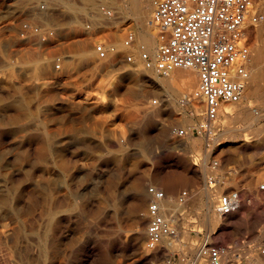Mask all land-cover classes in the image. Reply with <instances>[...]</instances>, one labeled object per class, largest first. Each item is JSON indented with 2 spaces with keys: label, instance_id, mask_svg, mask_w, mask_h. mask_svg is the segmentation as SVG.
I'll use <instances>...</instances> for the list:
<instances>
[{
  "label": "rangeland",
  "instance_id": "obj_1",
  "mask_svg": "<svg viewBox=\"0 0 264 264\" xmlns=\"http://www.w3.org/2000/svg\"><path fill=\"white\" fill-rule=\"evenodd\" d=\"M42 4L47 5V11L41 9ZM76 12L74 8H61V0H0V181L23 194L26 227L38 226L37 217L48 198L61 200L64 209L61 223L50 233L53 246L48 257L31 255L29 245L10 256L1 240L0 264H165L169 259L173 264H190L205 240L246 251L250 263L255 258L261 259L257 248L264 245V190L260 187L264 185V95L251 93L252 77L244 102L230 106L236 109L250 104L257 111L256 116L252 114L255 120L250 122L237 114L226 118L223 110L211 151L207 152V140L192 135L191 131L185 137L172 135L174 128L197 126L201 117L189 116L193 112L190 105L197 103L179 111L180 95L168 89L174 102L158 107L160 102L153 104V100L167 99L163 87H158L154 96L135 100L129 94L131 84H145L148 76L167 78L142 66H129L121 56L98 61L92 44L81 38ZM42 23L62 26L60 34L70 43L63 48L46 49L38 47L35 36L22 37L24 24ZM248 43L252 65L264 78V58L256 61L259 50L264 52V25L248 29ZM64 49L74 56H68L62 70L56 71L53 55ZM80 50L90 54L87 59L79 58ZM196 74L197 71L192 87H180L185 95L197 88ZM184 119L188 120V126L183 125ZM213 159L220 162L225 189L241 194V209L236 212L239 216L228 228L211 229L203 223L207 200L204 194L209 192L206 176ZM59 181H63V190L58 187ZM150 186L163 190L175 204L181 192H189L185 204L177 203L178 207L173 204L166 211L174 220L177 235L154 251L146 249ZM29 196H34L35 201H30ZM10 257H14L12 261Z\"/></svg>",
  "mask_w": 264,
  "mask_h": 264
},
{
  "label": "built area",
  "instance_id": "obj_2",
  "mask_svg": "<svg viewBox=\"0 0 264 264\" xmlns=\"http://www.w3.org/2000/svg\"><path fill=\"white\" fill-rule=\"evenodd\" d=\"M61 8H74L76 14L79 12L82 29V37H79L92 44L93 53L100 62L111 56H121L129 66H142L164 78L177 69H195L198 85L187 103L195 102L203 107L201 120L191 129L174 128L172 135L185 137L191 131L192 135L207 140V152L211 151L216 124L225 106L238 105L245 100L253 58L248 29L264 25V0H153L149 27L157 33L155 56L147 52L139 40L137 27L114 0H94L91 4L82 0H61ZM41 9L47 11V5L42 4ZM22 29V37L35 36L38 47L63 48L70 43L60 34L62 26L58 24H24ZM67 51L60 50L53 55L56 56V71L62 70L68 56H74ZM157 102L154 100L153 104ZM206 189L212 195L216 215L228 217L240 210L241 194L225 189L220 162L216 159L209 164ZM261 189L264 190V185ZM147 192L150 200L146 249L154 251L174 238L177 229L174 220L161 208L166 193L153 186L148 187ZM188 199L189 192L183 191L177 203L183 205ZM257 252L264 257V245ZM249 261L250 255L242 249L205 240L198 246L190 264H248ZM165 264H173V260Z\"/></svg>",
  "mask_w": 264,
  "mask_h": 264
},
{
  "label": "bare ground",
  "instance_id": "obj_3",
  "mask_svg": "<svg viewBox=\"0 0 264 264\" xmlns=\"http://www.w3.org/2000/svg\"><path fill=\"white\" fill-rule=\"evenodd\" d=\"M84 1H92V0H84ZM48 2V1H47ZM85 3V2H84ZM114 3L118 6H121L125 12L127 13L126 15L130 18H132L134 20V22L136 23L137 29H138V36H139V40L145 45L147 52L151 55V56H155L156 51L158 49V41H157V37H156V32H152L150 30L149 27V21L151 19L152 16V12H153V0H114ZM91 4V3H90ZM118 6V7H119ZM120 7V8H121ZM42 12V11H41ZM49 15V14H48ZM51 15V14H50ZM149 18V19H148ZM46 19V18H45ZM147 24L145 23L146 20ZM263 28V27H262ZM261 28V29H262ZM259 36V35H258ZM256 38V37H255ZM259 42V39H257ZM37 46V45H36ZM2 49V48H1ZM258 49V48H257ZM260 49V48H259ZM1 51V50H0ZM90 54L87 53V51L85 50H80L78 56L81 60H85L87 59V57ZM93 55V53H92ZM255 55V54H254ZM264 58V52L262 50H259L257 56H256V61H261ZM258 62V63H259ZM256 63V62H255ZM254 63V64H255ZM253 66V65H252ZM257 66V65H256ZM258 67V66H257ZM37 69H38V64H37ZM253 72V76H252V92L254 95H264V78L260 77L259 74L256 73L257 68H255L253 66V70H251ZM194 72H196L195 69H177L175 71H173L169 77H167V79H158L155 77H150L148 76L145 81V84H140L139 83H135V84H131V87L129 89V94L135 99V100H141L143 98H147L153 94H157L158 93V87H163L165 88V98H167L166 100H160L158 102H160L158 104L157 102V106L158 107H163L164 105H166L165 103H168L167 105L171 104L172 102H174V98L171 94H169L168 89H171L174 91L175 94L180 95V101H179V108L178 110L182 111L184 109H186L185 107L190 105L191 103H187V99L189 97V95H185V93H183L180 89L183 86H190L192 87V84L194 83ZM198 75V74H196ZM198 77V76H197ZM140 81V80H139ZM196 81V80H195ZM195 84V83H194ZM181 87V88H180ZM189 88V87H188ZM195 88V87H194ZM250 88V87H249ZM183 89V88H182ZM187 88H185L186 91ZM191 89V88H190ZM126 90V89H125ZM163 91V90H162ZM160 92V91H159ZM172 93V92H170ZM87 94V93H84ZM187 94V93H186ZM161 95V94H160ZM154 96V95H153ZM250 96V95H248ZM259 96V95H258ZM131 97V100L133 101ZM164 98V96H162ZM247 97V96H246ZM251 97V96H250ZM101 99V98H100ZM176 99V98H175ZM178 99V98H177ZM176 99V100H177ZM141 102V101H140ZM176 102V101H175ZM154 103V100H153ZM140 104V103H139ZM246 105V104H245ZM177 106V105H176ZM193 109V112L189 115L191 117V119H194L195 117H200L202 112H203V108L202 106L199 105H195V104H191L190 105ZM232 106V105H231ZM230 105L225 106L224 108V116L226 118L231 117L232 114H237V116H240L242 119L244 120H249L250 122H253L255 120V118L252 116V114L256 116V113H254L252 107H250L251 105L249 104V106H243L240 108H232ZM235 107V106H234ZM163 112H165V110L163 109ZM162 112V113H163ZM168 112V111H167ZM178 113V112H177ZM262 116V115H261ZM164 118V117H163ZM183 122V125H187L188 126V120L184 119L181 120ZM179 123V121H178ZM135 126V125H134ZM159 126V125H158ZM161 128V126H160ZM188 129V128H187ZM144 130V129H143ZM237 131V130H236ZM241 131V130H240ZM244 136V135H243ZM47 138V137H46ZM51 139V138H50ZM245 140V139H244ZM41 143V142H40ZM42 144V143H41ZM46 144V143H45ZM52 144V143H51ZM47 145V144H46ZM50 145V144H49ZM55 145V144H54ZM40 146H38L39 148ZM41 150V148H40ZM44 150V149H43ZM42 150V151H43ZM45 151V150H44ZM44 153V152H42ZM41 153V154H42ZM29 156V155H28ZM52 156V155H51ZM59 156V155H58ZM23 157V156H22ZM32 157V156H31ZM34 157V155H33ZM36 157V156H35ZM38 157V156H37ZM43 158V156L41 157ZM54 158V157H53ZM57 158V157H56ZM8 159V158H7ZM34 160V159H33ZM35 160H37L35 158ZM2 162V161H1ZM47 162V161H46ZM55 162V161H54ZM50 163V162H49ZM48 163V164H49ZM31 164V163H30ZM29 164V165H30ZM206 164V163H205ZM33 165V164H32ZM55 165V163H54ZM204 166V165H203ZM17 167V166H16ZM27 168V167H26ZM204 168V167H203ZM207 168V167H206ZM205 168V169H206ZM22 169V168H21ZM31 169V168H30ZM47 170V169H46ZM53 170V169H52ZM56 170V169H55ZM19 171V170H18ZM36 171V170H35ZM39 171V170H38ZM60 171V170H59ZM62 172V171H61ZM18 173V172H17ZM16 173V174H17ZM47 173V172H46ZM15 174V173H14ZM23 174V173H22ZM40 174H43L42 171ZM48 174V173H47ZM63 174V173H62ZM206 174V173H205ZM36 175V173H35ZM51 175V174H49ZM41 176V175H40ZM45 176V174H44ZM55 176V175H54ZM16 177V176H15ZM39 176H37L36 179H38ZM53 177V176H52ZM67 177V176H66ZM204 177V175H203ZM11 178V177H10ZM49 178V177H48ZM57 179V177H55ZM24 179V178H23ZM53 179V178H52ZM13 180V179H12ZM25 180V179H24ZM22 180V181H24ZM28 180V179H27ZM65 180V179H64ZM37 181V180H36ZM43 181V180H41ZM56 181V180H54ZM58 181V180H57ZM204 181V180H203ZM3 181H0V241L6 246L7 248V252L9 253L10 256L15 255V253L18 251L20 252L22 250L23 247H27L32 246V250H31V255H36V256H47L48 257V253L49 250L52 248L51 246V241L50 242V233L54 230V228L56 227V225H58V223L60 222L61 219V215H62V201L61 200H55V198L51 197L50 199H46V206L43 203L42 205L44 206V209L42 211V213H40V217H37V220L39 219V223L37 227H33V228H29L30 225L28 227H26V219H28V217L25 219L23 216V206H22V197L23 194L21 193V191H19L18 188H8L6 185L2 184ZM5 183V181H4ZM7 183V181H6ZM21 183V181H20ZM60 183V181H59ZM63 183V181H62ZM60 183L59 184V189L63 190V184ZM44 184V183H43ZM50 184V183H49ZM28 185V184H27ZM35 185V184H34ZM33 185V187H34ZM41 185V184H40ZM48 185V184H47ZM66 185V184H65ZM46 186V185H45ZM44 186V188H45ZM52 186V185H51ZM24 187V186H23ZM27 187V186H26ZM32 187V186H31ZM48 187V186H47ZM53 187V186H52ZM67 187V185H66ZM65 187V188H66ZM261 187V186H260ZM21 188V187H20ZM29 188V187H28ZM43 188V189H44ZM71 188V187H70ZM198 188V187H197ZM32 189V188H31ZM30 189V191H31ZM46 189V188H45ZM204 189V188H203ZM24 190V189H23ZM68 190V188H67ZM202 190V189H201ZM25 191V190H24ZM51 191V190H50ZM71 191V190H70ZM192 191V190H191ZM54 192V191H53ZM64 192V191H63ZM62 192V193H63ZM204 192V191H203ZM202 192V193H203ZM36 193V191H35ZM39 193V192H38ZM52 193V191H51ZM192 193V192H191ZM199 193V192H198ZM210 192H205V196L207 198L206 202L204 203V215H203V223L204 225L208 226L211 229H215L214 227L218 226L220 228H228L230 226V222L234 219H237V216H239L238 214H232L230 217L228 218H224V217H220L218 215H216L215 213V209H214V202L209 194ZM27 194V193H26ZM25 194V195H26ZM34 194V192H33ZM40 194V193H39ZM39 194L37 196H39ZM43 194V192H42ZM41 194V195H42ZM50 194V192H49ZM137 194V193H136ZM193 194V193H192ZM32 195V194H31ZM45 195V194H44ZM57 195V193H56ZM203 195V194H202ZM46 196V195H45ZM52 196V195H51ZM61 196V195H60ZM65 196V195H64ZM193 196V195H192ZM25 197V196H24ZM200 197V196H199ZM27 198V197H26ZM65 198V197H64ZM38 199V197L36 198ZM40 199V198H39ZM24 200V199H23ZM26 200V199H25ZM29 200L30 201H35L34 200V196L31 197L29 196ZM66 200V199H65ZM194 200V197L193 199ZM202 200V199H201ZM68 201V200H67ZM198 201L199 198H198ZM44 202V200H43ZM191 202V201H189ZM33 203V202H32ZM39 203V202H37ZM42 203V202H41ZM65 203V202H64ZM34 204V203H33ZM72 204V203H70ZM175 204L174 203V199L172 197H167L164 200V202L161 205L162 211L165 212L169 210L171 207H173L172 205ZM190 204V203H189ZM27 205V204H26ZM25 205V206H26ZM36 205V204H35ZM34 205V206H35ZM65 205V204H64ZM75 205V204H74ZM177 205V203L175 204V206ZM193 205V203H192ZM201 205V203H200ZM242 205V204H241ZM42 206V207H43ZM30 208V206H28ZM41 207V206H40ZM72 207V206H71ZM178 207V205L176 206ZM175 207V208H176ZM182 207V206H181ZM203 207V206H202ZM25 208V207H24ZM27 208V207H26ZM28 208V209H29ZM185 208V207H184ZM40 209V208H39ZM69 209V208H68ZM67 209V210H68ZM73 209V208H72ZM198 209V208H197ZM203 209V208H202ZM241 209V208H240ZM26 210V209H25ZM33 210V209H32ZM41 210V209H40ZM66 210V211H67ZM245 210V209H244ZM28 211V210H27ZM240 211V210H239ZM65 212V211H63ZM175 212V211H174ZM39 213V212H38ZM66 213V212H65ZM238 213V212H237ZM35 214V213H34ZM68 214H71L70 212ZM38 215V214H36ZM64 215V214H63ZM66 215V214H65ZM178 215V214H177ZM180 215V214H179ZM178 215V216H179ZM7 218H9L7 221ZM31 218H33L31 216ZM65 218V217H64ZM69 218V217H68ZM34 219V218H33ZM72 219V218H71ZM182 219V218H181ZM7 222H6V221ZM31 220V219H30ZM67 220V219H66ZM30 222V221H29ZM33 224L34 221H31ZM37 222V221H35ZM64 222V221H63ZM61 223V222H60ZM26 224V225H25ZM35 224V223H34ZM62 226V224H60ZM59 225V226H60ZM34 226V225H31ZM235 226V225H234ZM195 227V226H194ZM58 229L60 227H57ZM201 228V227H200ZM184 229V228H183ZM198 229V228H197ZM219 229V228H218ZM231 229V228H230ZM63 230V229H62ZM185 230V229H184ZM226 230V229H225ZM224 230V231H225ZM140 231V230H139ZM182 231V230H180ZM179 231V232H180ZM213 231V230H212ZM55 232V231H54ZM185 232V231H184ZM197 232V231H196ZM56 233V232H55ZM139 233V232H138ZM141 233V232H140ZM201 233V232H200ZM52 234V233H51ZM135 234V233H134ZM137 234V233H136ZM144 234V233H143ZM182 234V233H180ZM133 235V234H132ZM57 238V235L56 237ZM61 238V237H59ZM136 237L134 236V239ZM62 239V238H61ZM133 239V240H134ZM236 239V238H235ZM59 240V239H58ZM63 240V239H62ZM138 240V239H136ZM145 240V239H144ZM0 242V243H1ZM56 241H54L55 243ZM60 242V241H59ZM136 242V241H135ZM57 243V242H56ZM63 243V242H62ZM138 244H140L139 242H137ZM58 244V243H57ZM55 245V244H54ZM133 245V244H132ZM3 246V245H2ZM51 246V248H50ZM61 246V244H60ZM163 246V245H162ZM169 246V245H168ZM224 246V245H223ZM250 246V245H249ZM63 247V246H62ZM139 247V246H138ZM143 247V246H142ZM167 247V246H165ZM172 247V245H171ZM252 247V246H251ZM238 248V247H237ZM30 249V248H29ZM136 249V248H135ZM258 249V248H257ZM27 250V249H26ZM246 250V248H245ZM1 251V250H0ZM248 251V249H247ZM254 250H249V253H252ZM4 252V249H2V253ZM26 252V255H28V251H24V254ZM158 252V250H157ZM156 252V253H157ZM255 252V251H254ZM23 253V252H22ZM155 253V252H154ZM1 254V253H0ZM7 254V253H6ZM152 254V253H151ZM3 255V254H2ZM63 255V254H62ZM161 255V254H160ZM5 256V255H4ZM2 256V257H4ZM17 256V255H16ZM53 256V254H52ZM65 256V255H64ZM164 256V255H163ZM166 256V255H165ZM24 259L26 256H23ZM22 257V258H23ZM63 258V256H60ZM260 257V256H259ZM1 258V257H0ZM5 258V257H4ZM11 258V257H10ZM14 258V257H12ZM12 258L10 261H12ZM20 258V257H19ZM33 258V257H32ZM31 258V259H32ZM38 258V257H37ZM264 258V257H263ZM22 259V260H24ZM59 259V258H58ZM262 259V256H261ZM261 259L260 258H255L254 260L251 261V263L249 262V264H261ZM4 260V259H3ZM2 260V262H3ZM7 261V259H5ZM17 260H19L17 258ZM36 260V258H35ZM33 261V260H32ZM31 261V262H32ZM37 261H41V260H37ZM43 261H45L43 259ZM48 261V260H47ZM61 261V260H60ZM9 262V261H8ZM20 262V261H19ZM30 262V261H29ZM35 262V261H34ZM46 262V261H45ZM51 262V261H50ZM4 263V262H3ZM17 263V262H16ZM24 263V262H23ZM38 263V262H37ZM41 263V262H40ZM55 263V262H54ZM53 263V264H54ZM264 263V262H263ZM10 264V263H9ZM39 264V263H38ZM60 264V262H59Z\"/></svg>",
  "mask_w": 264,
  "mask_h": 264
}]
</instances>
